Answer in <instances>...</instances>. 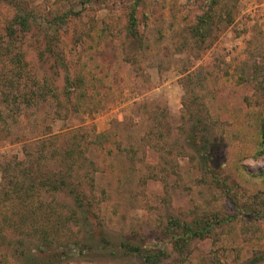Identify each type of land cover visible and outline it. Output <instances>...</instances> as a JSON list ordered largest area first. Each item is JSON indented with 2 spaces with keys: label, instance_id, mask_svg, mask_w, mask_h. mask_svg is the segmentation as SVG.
Returning a JSON list of instances; mask_svg holds the SVG:
<instances>
[{
  "label": "rangeland",
  "instance_id": "1",
  "mask_svg": "<svg viewBox=\"0 0 264 264\" xmlns=\"http://www.w3.org/2000/svg\"><path fill=\"white\" fill-rule=\"evenodd\" d=\"M135 1L0 0V264H23L9 181L66 172V149L114 242L165 250L160 264H264V0ZM20 3L30 30L9 39ZM37 190L43 212L66 211ZM171 219L214 228L176 252Z\"/></svg>",
  "mask_w": 264,
  "mask_h": 264
},
{
  "label": "trees",
  "instance_id": "2",
  "mask_svg": "<svg viewBox=\"0 0 264 264\" xmlns=\"http://www.w3.org/2000/svg\"><path fill=\"white\" fill-rule=\"evenodd\" d=\"M140 1L136 0L135 6H138ZM201 22L207 23V17H203ZM30 25L27 7L24 3H20L15 16L7 26L8 38H14L18 32L17 28H20L22 32H28ZM127 29L132 37L138 38L137 18L134 12L129 15ZM66 82H69L68 76ZM202 142L204 143L203 148H207L210 140L204 136ZM202 156L207 159L206 154ZM60 157L59 162L65 164L66 161L70 162L66 164V172L59 170L45 174L44 181L43 179L37 181L33 177L28 180L15 177L14 181H9L14 189L11 191L12 195L11 192L7 195L10 196V200H13L12 196L15 195L20 208L19 225L12 228L18 229V234L21 235L13 238L9 243L13 245L15 255L23 264H62L77 255L93 259L90 255L104 256L107 254L116 260L139 256L141 264H160L169 258L165 250L154 251L143 245L134 244L132 241L114 242L111 240L109 233L103 231L100 224L97 222L94 224L93 219H97V215L93 212L81 188V182L75 176L65 174L75 172L77 161L73 152L66 149L62 154L60 153ZM4 180H8L5 173ZM38 186L40 190L48 188L53 199L57 195H63L67 201L63 205L66 211L43 212L45 210L42 207L44 196L41 191L37 190ZM36 198L40 199L36 200ZM38 206L42 210H38L36 208ZM213 228V223H186L171 219L161 238L167 242L171 250L181 252L192 240L209 236Z\"/></svg>",
  "mask_w": 264,
  "mask_h": 264
}]
</instances>
